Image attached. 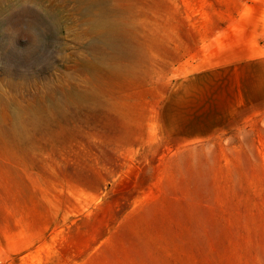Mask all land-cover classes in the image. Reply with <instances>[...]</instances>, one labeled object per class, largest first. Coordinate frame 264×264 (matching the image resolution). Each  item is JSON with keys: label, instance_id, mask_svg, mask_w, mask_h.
Segmentation results:
<instances>
[{"label": "rangeland", "instance_id": "obj_1", "mask_svg": "<svg viewBox=\"0 0 264 264\" xmlns=\"http://www.w3.org/2000/svg\"><path fill=\"white\" fill-rule=\"evenodd\" d=\"M240 46L264 0H0V264H264V70L213 67Z\"/></svg>", "mask_w": 264, "mask_h": 264}, {"label": "crops", "instance_id": "obj_2", "mask_svg": "<svg viewBox=\"0 0 264 264\" xmlns=\"http://www.w3.org/2000/svg\"><path fill=\"white\" fill-rule=\"evenodd\" d=\"M237 48H239L238 51H236L237 54H235V52L226 53L224 59L227 61H224V62L220 63L219 65H216L213 67L214 68H217V67L223 68V67H226L228 64L230 66L232 65V66H234L233 71L238 72L239 76H242V74L244 73L245 70H250L252 68V66L256 63L258 65H260V67H262L264 70V57L252 56V54H251L252 51H251V48L249 46H247V47L240 46ZM211 69H213V68H211ZM198 78H199V76L190 77L189 78L190 80H188V84H186V87H185L184 96L188 100L186 107H188V110H189V113L187 114V116L194 118V119H197L199 117H206L208 120H204L202 122L200 120H198V121L193 120L192 123L202 124L204 126L209 125L210 129H211V127L217 126L218 122L209 120V118H211L213 116V114L211 112L199 110L201 104H200V102L199 103L197 102L198 97L195 96L196 95L195 85L198 87V82H199ZM234 100L236 101L237 104L232 101L231 108H232L233 112H230L229 114L226 112H224L222 114L216 113V117L218 118V117L222 116L225 118L227 115H234L235 112L238 110V108L241 105L243 106L244 99H242L241 95L240 96L236 95ZM201 108L202 109L203 108L204 109H210L211 108L210 102H208V103L203 102V106Z\"/></svg>", "mask_w": 264, "mask_h": 264}, {"label": "bare ground", "instance_id": "obj_3", "mask_svg": "<svg viewBox=\"0 0 264 264\" xmlns=\"http://www.w3.org/2000/svg\"><path fill=\"white\" fill-rule=\"evenodd\" d=\"M94 29L97 32H99L98 34L100 36V39L103 41V43L113 47V49L115 50V52L117 54H120V52L122 53L125 51V45L123 42L124 40L121 37L122 36V30L120 28V22H118L116 20L112 21V19L111 20L108 19V16L101 13L99 15V17L94 21ZM195 151H196V149H195ZM195 155H197V154H195ZM184 157H186L185 153L180 152V151H178L176 154H173V156H172L173 159H175V158L181 159ZM197 157H199V155H197ZM198 164H200L198 167V171L199 170L202 171V168L204 166L202 165L201 162ZM200 175H202V173H200ZM200 178L202 179L203 177H200ZM199 183H200V181H199ZM201 183H203V180L201 181ZM204 184H205V181H204ZM201 187H202V185H201ZM201 190L203 191V189H201Z\"/></svg>", "mask_w": 264, "mask_h": 264}]
</instances>
